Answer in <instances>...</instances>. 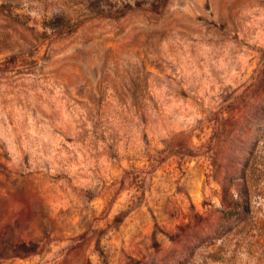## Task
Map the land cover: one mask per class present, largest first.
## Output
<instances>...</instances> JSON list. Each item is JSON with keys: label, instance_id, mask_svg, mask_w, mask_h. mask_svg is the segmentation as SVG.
I'll list each match as a JSON object with an SVG mask.
<instances>
[{"label": "rangeland", "instance_id": "obj_1", "mask_svg": "<svg viewBox=\"0 0 264 264\" xmlns=\"http://www.w3.org/2000/svg\"><path fill=\"white\" fill-rule=\"evenodd\" d=\"M0 264H264V0H0Z\"/></svg>", "mask_w": 264, "mask_h": 264}]
</instances>
